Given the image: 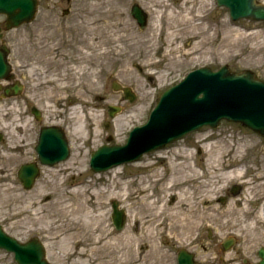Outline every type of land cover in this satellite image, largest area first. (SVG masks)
<instances>
[{
    "label": "rangeland",
    "instance_id": "374dc122",
    "mask_svg": "<svg viewBox=\"0 0 264 264\" xmlns=\"http://www.w3.org/2000/svg\"><path fill=\"white\" fill-rule=\"evenodd\" d=\"M135 2L149 14L143 29L130 13ZM38 4L36 20L0 30V41L5 39L9 44L14 72L25 91L20 104L12 103L11 98H0V131L4 134L0 142V223L5 230L21 241L42 240L51 263L69 264L67 260L59 261L65 250L53 241L55 231L39 229L48 225L27 220V213L22 212L31 199L44 201L46 210L53 211L47 203L57 200L64 188L89 181L87 188L106 190L102 201L108 228L140 235L145 206L135 205L129 212L123 207L124 194L116 193L122 191L125 181L138 176L143 167L136 165L158 163L160 170L169 174L165 159L179 158L182 152L189 151L195 156L193 164L196 161L206 173L219 155L223 156L219 174L235 170L236 177L224 180L222 190L213 195L211 208L217 211L209 212L210 217L204 218L196 230L185 231L176 239L159 235L166 263L178 264V251L185 248L194 252L201 264H257L258 249L264 246V137L260 134L239 123L222 121L216 128L203 127L165 149L151 151L140 162L96 173L90 167V157L102 144L126 143L130 131L148 121L163 92L191 70L201 66L217 70L227 64L232 71L249 69L264 79V22L233 21L228 9L218 6L216 0H38ZM66 7L71 8L69 14L64 13ZM192 24L202 27L192 29ZM96 26L100 27L95 29ZM84 37L91 43L94 39L100 46L88 49L87 44H80ZM81 61L82 75L77 71L82 68ZM90 81L94 86L89 85ZM114 82L131 87L134 100L114 89ZM26 96L27 105L23 101ZM32 105L43 111L39 122L31 113ZM109 105L122 108L114 118L108 112ZM76 108L80 109L79 114L75 113L77 118L73 113ZM82 115L87 118L83 131L78 132V116ZM46 122L66 129L71 155L53 167H42L35 186L26 190L17 170L22 162L37 157L33 142ZM20 132L27 134L30 143L23 154L11 153L10 135ZM208 144H213L210 151L206 150ZM160 155L168 158L164 161ZM152 173L146 174L147 179H153L149 175ZM137 180L129 183L131 189H135ZM204 181L209 183L210 176H205ZM113 184L117 186L115 192ZM235 184L243 186L237 196L230 192ZM223 196L227 197L224 203L220 202ZM113 201L127 214L120 230L112 219ZM149 213L154 217L156 207L150 208ZM136 215L139 219H135ZM209 230L215 239H209ZM229 237L238 242L224 251L221 243ZM135 248L149 253L150 242L143 241ZM0 264H16L14 255L0 249Z\"/></svg>",
    "mask_w": 264,
    "mask_h": 264
},
{
    "label": "water",
    "instance_id": "95a60500",
    "mask_svg": "<svg viewBox=\"0 0 264 264\" xmlns=\"http://www.w3.org/2000/svg\"><path fill=\"white\" fill-rule=\"evenodd\" d=\"M218 3L229 8L234 20H264V4L258 0H218ZM37 5V0H0V13L7 16V27L18 26L34 17ZM132 14L142 27L145 26L146 13L139 5L132 7ZM7 54L8 49L3 46L0 49V79L8 80L12 74ZM20 88V85L15 86L17 91ZM114 88H121L126 98L134 100L135 95L129 87L115 83ZM6 95H10V92ZM119 110L110 106V116L113 117ZM222 119L241 122L264 135V80L257 78L250 70L231 72L228 66L218 71L210 67L193 70L164 92L149 122L135 127L125 145L104 144L94 151L91 166L100 171L137 160L143 153L163 147L203 125L217 126ZM37 150L42 163L46 164L64 160L70 154L65 135L57 127L42 132ZM38 175L39 167L36 164H25L19 170V177L26 188L33 185ZM240 190L239 185L231 189L234 195L239 194ZM113 208L114 224L121 229L125 224V213L118 208L117 202L113 203ZM209 237L212 238V235L209 234ZM235 243L234 238L227 239L223 248L229 249ZM0 248L15 252L19 264H50L45 257V248L37 238L22 243L6 233L1 225ZM259 255L261 260L258 264H264V247L259 250ZM179 260L180 264H197L193 254L185 250L180 252Z\"/></svg>",
    "mask_w": 264,
    "mask_h": 264
},
{
    "label": "bare ground",
    "instance_id": "6f19581e",
    "mask_svg": "<svg viewBox=\"0 0 264 264\" xmlns=\"http://www.w3.org/2000/svg\"><path fill=\"white\" fill-rule=\"evenodd\" d=\"M99 27L96 26L95 29ZM200 27L202 26L192 24L191 28L199 29ZM80 41L81 45L87 44L90 50L93 46H100L94 42V39L92 43L87 41L86 37ZM104 42L107 43V39ZM84 57L89 58L90 55ZM79 66L76 67L79 68ZM82 66L81 61L80 67ZM83 68L74 69L80 74ZM92 84L94 86L95 83L90 81L89 85L92 86ZM64 89L63 87L62 90ZM79 110V108L74 109L75 118H77L75 113L79 114ZM78 117H80V123H78L77 130L81 132L85 126L83 122L87 117L84 115ZM212 148L213 144L206 145L207 151ZM160 156L162 160L168 158V156ZM221 157L223 156L216 155L211 161L209 171L204 173L196 161L193 164L192 160H195L193 153L184 151L179 158L175 156L165 159L169 162V174L161 171L158 163H146L136 165L143 168L139 169L136 178L123 183L122 191H117L116 184H113L112 192L116 190V193L124 194L123 207L129 212L135 205L145 206L146 214L141 219L143 232L140 235L131 232L117 233L108 228L102 201L106 190L100 187L87 188L91 184L89 181H81L71 189L60 190L61 193L57 196V200L47 203L53 211L46 210L44 201L31 199L22 212L27 213V220L39 221L48 225V227L44 226L39 229L48 228L49 232L55 231L53 241L65 250L62 258L59 259L61 263L67 260L69 264H167L163 245L159 242V235L166 234L168 239H176V236L180 237L185 231L192 233L196 230L204 218L210 217L209 212L217 211L211 208L213 195L222 190L224 180L236 177L235 170L219 174L223 163ZM152 171L153 173L149 175H152L153 179H147L149 176L146 174ZM189 172L192 175H189ZM205 176H210L209 183L204 181ZM135 179H138L135 189H131L129 183H134ZM64 183L65 181H62L63 185ZM128 202L130 203L127 204ZM156 204L158 206H155ZM202 205L206 207H201ZM153 207H156L154 217L149 213L150 208ZM135 217L139 219L137 215ZM143 241L150 242L149 253H143L135 248Z\"/></svg>",
    "mask_w": 264,
    "mask_h": 264
},
{
    "label": "flooded vegetation",
    "instance_id": "af4514ba",
    "mask_svg": "<svg viewBox=\"0 0 264 264\" xmlns=\"http://www.w3.org/2000/svg\"><path fill=\"white\" fill-rule=\"evenodd\" d=\"M71 1V0H70ZM71 11V8L70 7H66V8H64V13L65 14H69V12ZM36 17H37V15H36ZM36 17H35V19L34 20H36ZM33 20V21H34ZM33 21H31V22H33ZM31 22H29V23H27V24H30ZM1 24H2V26H1ZM0 26L2 27V28H4V21H2V23H0ZM0 37H1V34H0ZM32 37V36H31ZM29 40H31L30 39V37H29ZM1 43H3V40H1L0 41V44ZM11 49V48H10ZM60 63V62H59ZM57 65H58V63H57ZM60 65H62V63H60L59 64V66ZM15 73V72H14ZM17 79H19V78H17V75H15V77H14V81L12 82V83H10V84H14L15 85V80H17ZM11 92H14V90H11ZM2 91H0V96L2 95ZM23 94H25V91H23L21 94H19V95H17V94H13L11 97H9V98H11V99H13L12 100V103L13 102H15V103H17V104H20V99H21V96L23 95ZM22 100V99H21ZM23 101H24V103L27 105L28 104V101H29V99H28V97L26 96V97H24L23 98ZM34 105H32V107H33ZM32 107H31V111H32ZM26 137H27V134H25L24 132H20V134H18L17 136H15L14 134L13 135H10V141H9V144L11 145V148H9V150L11 151V153H13V152H15L16 153V151H19L20 152V154H23L22 152H26V150H27V144H29L30 143V141L29 140H27L26 139ZM38 138H39V132L37 131L36 132V136H35V139H34V145H33V148H35V146H36V144H37V142H38ZM32 142V141H31ZM28 161H32V160H26V161H24V162H22V164L23 163H25V162H28Z\"/></svg>",
    "mask_w": 264,
    "mask_h": 264
}]
</instances>
